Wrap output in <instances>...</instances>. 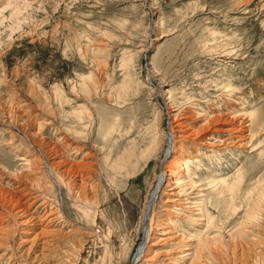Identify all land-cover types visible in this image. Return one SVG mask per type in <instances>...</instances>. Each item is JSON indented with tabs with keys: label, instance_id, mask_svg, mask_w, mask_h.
<instances>
[{
	"label": "rangeland",
	"instance_id": "obj_1",
	"mask_svg": "<svg viewBox=\"0 0 264 264\" xmlns=\"http://www.w3.org/2000/svg\"><path fill=\"white\" fill-rule=\"evenodd\" d=\"M5 2L0 264H167L159 252L181 254L172 239L137 258L180 118L199 135L177 150L189 173L178 168L159 191L154 226L187 237L176 264H264V0ZM239 127L246 142L223 147L233 134L217 128ZM178 179L207 187L198 204L211 223L165 202L179 198ZM30 192L49 200L37 216L58 220L23 223L14 196Z\"/></svg>",
	"mask_w": 264,
	"mask_h": 264
},
{
	"label": "bare ground",
	"instance_id": "obj_2",
	"mask_svg": "<svg viewBox=\"0 0 264 264\" xmlns=\"http://www.w3.org/2000/svg\"><path fill=\"white\" fill-rule=\"evenodd\" d=\"M0 1H4V0H0ZM5 1H6L5 2L6 8H4V9H7L11 5L12 0H5ZM16 8L17 7L12 8V11ZM168 117L170 119V115ZM185 124H186V122L183 120V118H180V119H177L173 124L174 128H172V129H174V131L171 130L172 125L169 126L171 134H170L169 142H168L170 145H168V147H167L168 149L165 153V158H164V161H166V162L163 166L162 172H160V175L158 176L159 179H158L157 187L154 188L151 195L148 197V199L146 201V205H145L146 208H145V211L143 213L142 224H143L144 228H147V237L145 239V242L141 244V246L138 250L139 252H138L137 258L138 257H146L148 255V253H150L148 251H151L152 246H154L153 244H161L162 242L172 240V239L180 240L178 242H180V244H182L183 246H186V247L184 249H182L184 251L181 254H179V255L176 254L177 257L174 256V254H175L174 251L173 252H169V251L164 252L163 251V253L159 252V256H161V254L168 256L167 261H165L167 264H176V261H181L184 258H186L187 255H189L188 251L190 250L191 245L190 244H184L187 242V237H185L184 235H181V234H177L175 238L171 237V236H169V231L166 230L167 225H166V227H164L163 225L159 226L161 221H157V222L155 221L154 223H157V224H155L156 226H154V224L152 222L153 216H154L153 215L154 205L156 202L155 199H156L157 195L159 194V191H161L163 188H165L166 184H169L168 180L170 179V177H175V176H178L180 174L181 171H178V168H180L181 170H186L185 175H188V173H189V168L187 166V164L189 163L188 160L187 159L185 160L184 158H179L180 156L177 157V154H178L177 150H179V146H181V147L185 146V143L188 142V140H191L192 138L197 137L199 135V132L191 130V129H190L191 130L190 131L189 128L187 127V125H185ZM185 127H187V128H185ZM242 130L243 129L240 127L236 130L234 128H232V129L231 128L230 129L217 128V130L215 132H218L219 134L222 132L223 133L227 132V134H233L232 136H230V139H228L229 141H232V142L227 143V141L226 142L223 141V143H221V145L222 144L224 145L223 147H228V145H235V144H237V142L240 143L241 145L243 144V142H246V138H247L246 135L247 134L245 132L248 130L247 129H244L246 131H242ZM176 131H177V133H179L178 135L175 133ZM205 138L203 139L202 142H200L201 145H206L207 147L212 148L213 152H216V149L218 148L217 146H220V145L215 144V142L209 143L208 141L205 140ZM217 150H219V148ZM69 170H72V168H69ZM163 180H165V182ZM162 182H164L163 186L161 185ZM214 182H215V180H213V181L211 180L209 183H210V185H212ZM197 183L198 182H190L189 184L187 183L188 185L185 186V184L183 185V183L180 179L178 181L177 187L180 185V187L182 189H180V192H178V193L174 192V194H177L179 196V198H175V199L173 198L172 199L170 197H167L165 202L175 203L176 205L181 204L182 206L185 203V205L186 204L189 205L186 207L191 209L192 212L194 213V215L189 218L190 220H196L197 218H202V219H205L208 223H211L212 222L211 215L208 212L207 204L205 206L198 204L199 201L201 200V198L204 196V194H202L204 192L203 189H206L207 187L205 188L204 186H201L202 184L199 186V184H197ZM222 183H223V181H222ZM81 184H82V182L80 183V185ZM202 187H204V188H202ZM174 188H176V186ZM174 188L171 187L170 190H174ZM195 192L198 194H194ZM184 196H186V197H184ZM28 197H30V198L28 199ZM14 199H16V204L18 205L14 211H16V213L18 214L19 217L24 218L23 223H30V222L31 223H41V222H44L45 219H49L50 222H53L57 219L55 216L56 213L53 210H50L48 212L46 211L45 214L41 218L39 216H37L36 209L48 210L47 208L49 206L48 198L43 196L40 193L36 192V193L31 194V192H30L29 194H24L23 196H16L15 195ZM34 203H35V205L36 204H38V205L36 206V208L33 211H31L32 207H34V205H33ZM28 204H29V206H27ZM170 211H171V214L168 215V217L165 219V221L168 222L169 224H171L169 221L172 219L171 215L177 214V207H172V209H170ZM50 222H48V223H50ZM156 228H162L163 230L161 232L160 237H157L156 241H153V238L155 236H153L152 232H154V230ZM182 236H184L185 238ZM172 250H174V249H172ZM148 259H150V258H148ZM148 259H146V261H148Z\"/></svg>",
	"mask_w": 264,
	"mask_h": 264
}]
</instances>
